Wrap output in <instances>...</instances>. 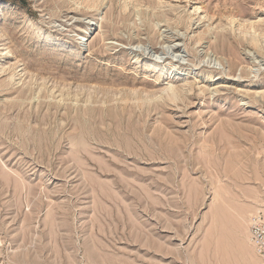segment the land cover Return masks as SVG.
<instances>
[{"label": "rangeland", "instance_id": "rangeland-1", "mask_svg": "<svg viewBox=\"0 0 264 264\" xmlns=\"http://www.w3.org/2000/svg\"><path fill=\"white\" fill-rule=\"evenodd\" d=\"M83 2L0 0V264H259L264 0Z\"/></svg>", "mask_w": 264, "mask_h": 264}, {"label": "bare ground", "instance_id": "bare-ground-1", "mask_svg": "<svg viewBox=\"0 0 264 264\" xmlns=\"http://www.w3.org/2000/svg\"><path fill=\"white\" fill-rule=\"evenodd\" d=\"M80 2V1H79ZM98 2H100V0H85V2H83V3H85L86 5H87V7H91V6H95ZM102 2V1H101ZM100 2V3H101ZM76 3V2H75ZM97 5H99V4H97ZM196 9V8H195ZM195 12V11H194ZM149 20V19H148ZM232 24V23H231ZM231 24L229 23V25L231 26ZM227 25V24H226ZM229 26V27H230ZM238 26H243V24L242 25H239L238 24ZM250 26V29L251 30H249V29H241V28H239V29H241V32H244V34L246 35V33H249V34H252L253 35V33H254V35L252 36V35H250V37H251V43H252V45L253 46H256V47H260V45H259V37L260 36H258V34H255L256 33V30H255V26L254 25H252V23L249 25ZM248 27V26H247ZM245 28V27H244ZM251 32V33H250ZM1 35V34H0ZM221 45V44H220ZM176 46V45H175ZM5 48V47H4ZM221 48H223V47H221ZM7 49V48H6ZM263 50V49H262ZM0 53H1V51H0ZM3 53L5 54V52L3 51ZM226 53V52H225ZM3 54V55H4ZM0 55H2V54H0ZM232 57V56H231ZM2 58V57H1ZM233 58V57H232ZM234 64V63H233ZM4 67V66H3ZM3 67H2V69H3ZM14 67L15 66H13V70H14ZM11 68V67H10ZM1 69V70H2ZM12 69V68H11ZM4 70V69H3ZM17 71H20V70H17ZM173 71H175V72H177V69H172L170 72H171V74L173 73ZM19 72H12L11 71V74H10V81H11V79H13V78H15V76L18 74ZM20 75V74H19ZM32 76V75H31ZM18 77V76H17ZM19 78V77H18ZM169 78V77H168ZM9 80V79H8ZM15 81H16V79H15ZM193 83V82H192ZM56 87V86H55ZM178 87V86H177ZM192 87V86H191ZM170 88H172V87H169V89ZM181 88V87H180ZM188 88V87H187ZM193 88V87H192ZM190 89V88H189ZM175 91H177L175 88H173V93H171V94H169V95H171V96H173V97H177V92L175 93ZM189 91V90H188ZM185 92V91H184ZM115 94V93H114ZM254 94V93H253ZM258 94V93H257ZM116 95V94H115ZM159 95V94H158ZM68 96V95H67ZM156 96V95H155ZM262 96H264V93L262 92ZM181 97V96H180ZM151 99V98H150ZM125 101V100H124ZM136 101V100H135ZM121 106V105H120ZM138 108V107H137ZM104 115V114H103ZM109 121V120H108ZM111 122V121H110ZM19 124V123H18ZM22 125V124H21ZM116 135V134H115ZM110 136V135H109ZM7 174V173H6ZM4 175H5V173H4ZM7 176V175H6ZM9 176V175H8ZM254 205H256V204H254ZM253 208L256 210V211H259L260 209L264 212V203L263 204H259V205H256V206H253ZM247 225H249L248 224V222H247V219H245L244 218V224H243V227H244V236H243V241H241V254L245 257H247V255H249V257H251L250 259H253L256 263H259V264H264V257L263 256H261L260 254H258V252L256 251V249H255V246H254V244H253V242L251 241V238H250V234H249V226H247ZM261 257H263V258H261Z\"/></svg>", "mask_w": 264, "mask_h": 264}, {"label": "built area", "instance_id": "built-area-1", "mask_svg": "<svg viewBox=\"0 0 264 264\" xmlns=\"http://www.w3.org/2000/svg\"><path fill=\"white\" fill-rule=\"evenodd\" d=\"M249 234L251 241L255 246L256 251L258 252V254L264 257V212L263 211H257L250 216Z\"/></svg>", "mask_w": 264, "mask_h": 264}]
</instances>
